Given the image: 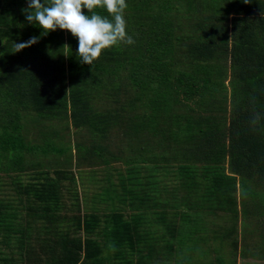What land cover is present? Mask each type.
Instances as JSON below:
<instances>
[{"label": "trees", "instance_id": "trees-1", "mask_svg": "<svg viewBox=\"0 0 264 264\" xmlns=\"http://www.w3.org/2000/svg\"><path fill=\"white\" fill-rule=\"evenodd\" d=\"M27 2L0 0V25L8 18L22 24L14 33L18 44L39 37L35 48L15 52L11 44L0 53L9 78L0 76V170L52 166L57 176L32 187L33 194L51 195L49 204L25 209L26 228L29 219L42 221L35 230L46 237L36 236L38 244L26 243V231L13 239L15 254L9 219H0V264L264 261V0H126L135 43L102 50L92 65L80 62L78 39L68 30L45 35L29 24L21 11ZM94 12L112 19L104 9ZM43 51L44 70L33 64ZM36 70L45 74L41 84ZM254 112L261 119L253 127ZM70 115L87 134L73 147L66 136ZM120 142L127 145V184L142 178L138 164L151 163L156 175L159 163H177L181 174L204 185L208 206L228 205L230 226L209 234L197 210L203 199L194 198L183 201V226H176L180 203L169 202L177 207L170 211L165 198V208L157 205V176L143 192L134 182L121 184L129 206L109 213H100L89 195L83 211L55 202L60 179L74 165V147L77 161L87 145L96 160Z\"/></svg>", "mask_w": 264, "mask_h": 264}, {"label": "rangeland", "instance_id": "rangeland-1", "mask_svg": "<svg viewBox=\"0 0 264 264\" xmlns=\"http://www.w3.org/2000/svg\"><path fill=\"white\" fill-rule=\"evenodd\" d=\"M10 21L3 22L0 25V34H3V39L0 42V53L4 46H8L11 44H18V41L14 38V33L16 31L21 30L22 24L17 22L16 20H11L12 18H8ZM34 48L37 46V43L32 45ZM27 49V48H25ZM5 51V50H3ZM20 52V51H19ZM22 52V51H21ZM43 53L38 54L39 58L38 63H34V65L38 66L39 69H43L48 62L43 58ZM21 58L24 60V54L21 53ZM49 58V56H48ZM23 70V69H22ZM35 70V69H32ZM0 76L4 81H7L9 78H4L5 75L1 73ZM44 74V73H43ZM45 75V74H44ZM40 70H36L32 72L33 77L39 78L36 82L41 84L44 78ZM79 111V109H78ZM70 119L68 121L69 129L66 132V136L68 137L70 144H76V142L80 141L82 137L86 138V132L82 127H77V124L74 122L72 115H70ZM83 133L85 135H83ZM52 140H55L54 138ZM88 141V139H86ZM126 143L120 142L114 146L108 147L107 152L102 154L99 159H94V157L90 154L88 155V145H87V153L84 157H77L78 161L76 160V153L78 152L75 147V151L73 149V163L69 169V172H66V177L60 179V187L57 189L55 202L60 205H70L71 208L80 207L83 211L84 209V201L86 200V196L92 198V203L95 205L99 210L100 213L110 210H119L128 208L129 203L127 199L124 201L122 197V187L123 185L135 183V186L132 188H136L140 191H144L145 188H148L149 184L152 183L153 180L158 178L159 182L157 188L161 193L159 198H155L157 201L158 206H163V199L167 201V205L176 202L177 204L180 203L181 212L178 215L174 216L172 219L175 218V224L178 227L183 226V218L180 216V213L184 212L183 208V201L187 202L188 200L203 199V204L201 208L197 209L203 214V220L205 223V230L211 233H221V230L229 227L230 224L227 219L231 216V210L228 208V205L223 204L222 202L217 206H208L207 203V194H205V187L202 185L201 182L196 183V179L189 178L180 173V169L177 165L171 164L170 162H162L159 163L157 169L155 170V174H152L150 168L154 165L151 163L143 165L138 164L136 165L139 169L142 170L141 179L139 181H132L129 180L124 181L123 179L126 178L125 169L129 168L125 163L126 155ZM161 150L156 149L154 152L159 154ZM114 154V155H113ZM89 160V164H88ZM103 160V161H97ZM104 160H108L107 163ZM75 161H77V165H75ZM126 165V166H125ZM148 165V166H147ZM183 165V163L181 164ZM55 167L47 166L46 168L42 169H31L26 171L27 173L17 174L15 173H4L0 170V217L5 215L4 217L0 218H8L10 223L9 231L6 232V235L11 237L10 245L14 250L15 254H19L20 251L18 246L13 242V239L17 237H22L26 231L28 234V240L26 243H31L34 246L38 244L36 240V236L44 238L46 234L41 232L42 229V221L38 218V220H30L29 218V228L25 226V212L28 207H36L35 209L40 210L42 207L49 204V201L46 200L48 197H42L40 195L33 194L32 187L36 188V186L41 183L42 181L46 180V178H52L56 175V172L50 171L55 170ZM37 170V171H35ZM56 171V170H55ZM157 176V178H156ZM110 178V183H108V179ZM199 181V179H198ZM106 190H109V193H105ZM52 202V201H50ZM153 202V201H152ZM188 203V202H187ZM168 207L170 208H177V207ZM164 207V206H163ZM165 208V207H164ZM191 211V210H190ZM66 211L61 212L64 214ZM125 212V211H124ZM131 212V211H130ZM176 212V211H175ZM128 213V212H126ZM35 214V212H34ZM35 228L40 230L36 231ZM40 232V233H38ZM210 237H214L210 235ZM30 240V241H29ZM37 241V242H36ZM212 242V241H211ZM214 245V242H212ZM7 251V250H6ZM10 251V250H9ZM213 260H215V254H210ZM3 255L0 254V258ZM47 259V256H44ZM236 264H264L262 262H255L253 259L243 260L240 258L236 259Z\"/></svg>", "mask_w": 264, "mask_h": 264}, {"label": "clouds", "instance_id": "clouds-1", "mask_svg": "<svg viewBox=\"0 0 264 264\" xmlns=\"http://www.w3.org/2000/svg\"><path fill=\"white\" fill-rule=\"evenodd\" d=\"M127 7L126 0H48V3L45 0L43 3L41 0H28L27 7L21 11L26 21L39 25L45 35L57 28L68 30L78 39L76 55L80 62L92 65L101 56L102 50L135 43L127 33L124 16ZM82 8L92 14L85 15ZM97 8L104 9L112 19L94 12ZM38 39L32 37L25 43L15 44V52L37 43ZM260 119L261 114L254 112L250 125L256 126Z\"/></svg>", "mask_w": 264, "mask_h": 264}]
</instances>
